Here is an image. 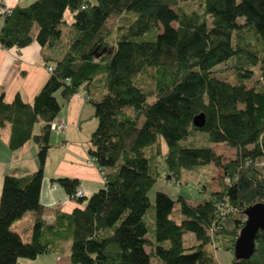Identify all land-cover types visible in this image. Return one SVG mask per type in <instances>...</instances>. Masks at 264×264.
<instances>
[{
  "label": "trees",
  "instance_id": "trees-1",
  "mask_svg": "<svg viewBox=\"0 0 264 264\" xmlns=\"http://www.w3.org/2000/svg\"><path fill=\"white\" fill-rule=\"evenodd\" d=\"M113 15L119 19L108 25ZM35 40L51 50L43 54L49 76L30 102L0 94L10 147L29 140L38 146L36 171L4 178L0 264L34 259L66 239L72 264H151L154 256L160 264H220L219 249L233 264H264L263 231L251 256L234 253L247 207L264 201V0H34L5 15L0 42L20 50ZM221 63L232 71L221 76ZM143 75L151 91L137 81ZM83 88L98 120L88 152L104 184L74 197L78 178H53L84 207L59 211L49 224L40 193L51 124ZM202 112L205 125L197 127L193 119ZM202 131L236 156L224 161L211 146L196 145ZM211 163L223 170L218 190L204 183L197 203L157 190L151 202L149 191L165 172L182 184L185 170ZM175 204L181 222L171 218ZM29 210L36 216L25 241L11 225Z\"/></svg>",
  "mask_w": 264,
  "mask_h": 264
},
{
  "label": "crops",
  "instance_id": "crops-1",
  "mask_svg": "<svg viewBox=\"0 0 264 264\" xmlns=\"http://www.w3.org/2000/svg\"><path fill=\"white\" fill-rule=\"evenodd\" d=\"M33 1L2 0L1 4L14 8L17 5H28ZM66 13L68 20L69 14L67 17ZM4 20L5 15L0 13V28ZM37 29L38 27L35 26L34 34ZM49 51L51 52L36 40L20 50L5 48L0 42V94L4 93L6 101H12L17 93L21 94L25 102L32 101L50 74L47 69L49 63L45 62L43 55L44 52ZM87 97L88 93L83 88L63 106L59 116L66 121L67 126L62 132L51 135V147L45 163L40 193L42 216L49 224H56L59 211L72 212L76 207H84V203L68 195L53 178L57 176L78 178L79 186L84 190L85 195H91L104 184L99 166L89 160L91 157L88 152L89 140L98 120L95 117L94 107ZM10 133V124L0 127V197L7 174L23 175L38 168L37 144L29 140L23 146L12 149L9 145ZM201 183L204 184L200 182L198 185ZM196 192L201 197L205 196L202 187ZM35 216L36 213L29 210L11 225L25 241L30 239ZM186 236L187 241L191 243L196 241L193 234ZM71 243V239L60 240L56 249L34 259L19 258V264H72ZM218 256L221 258L219 252H217Z\"/></svg>",
  "mask_w": 264,
  "mask_h": 264
},
{
  "label": "rangeland",
  "instance_id": "rangeland-1",
  "mask_svg": "<svg viewBox=\"0 0 264 264\" xmlns=\"http://www.w3.org/2000/svg\"><path fill=\"white\" fill-rule=\"evenodd\" d=\"M188 6L189 5H186L187 8L192 7V6H189V7ZM69 12H71V11L67 10L66 14H67V17L69 14L68 21L71 22L73 20V14L69 13ZM118 19H119L118 16L113 15L109 19L108 25L115 24L118 21ZM239 19H242V18H239ZM69 27L70 26H68V25L64 27V31H63L64 39H66V37H67V34L69 32ZM60 45H62V43H60ZM233 61H234V59H230L228 61V64H232ZM228 64L221 63L220 65H218V70H221V73H220L221 76H225V73H226L225 70H227V72L232 71V69L228 68ZM258 71H259V68H257V76L256 77H258V75H259ZM146 76L147 75L140 76L139 78H137V81L139 83H142L147 91H151L153 83H152V80H150L149 77H146ZM149 99L150 100L155 99L154 93L149 94ZM57 119H62V118L60 116H58ZM160 140L163 142V145L166 149V143H165L164 139L161 137ZM193 140H194L196 145H200V146L201 145H204V146L209 145L212 148H214L215 151L222 156V159L224 161L232 159L236 156V149L231 147L227 143H225V142H220V143L209 142L207 140L206 132H203V131L202 132H196L195 136L193 137ZM261 166H264V165H261ZM165 173L167 174V172H165ZM166 174L163 175L153 185V187L149 191V197H150V200L153 204L155 202V195H156L157 190H163V191H166L170 194H182V195H185L186 197H188L192 202L197 203L202 199V197L199 196L200 194L199 195L196 194L197 193L196 191L199 189V187L200 188L202 187V183L200 185H198V184L200 182H203V183L207 184V186L211 190L219 189L218 177H220L223 174V170L221 167L217 166L214 163L207 164V165H201V166L194 168L190 171L185 170L184 174L182 176V184H178L177 182H175L174 178L169 177L168 174L167 175ZM171 218L174 219L176 222H181L183 216L179 212L178 204H175L174 209L171 213ZM186 235H187L186 237H188L189 235H191V233H187ZM219 252L223 253L222 257L219 260L220 264H233L232 254L230 252L224 251L222 249H219ZM227 256H230V257L228 258ZM151 264H160V259L155 257V256L152 257Z\"/></svg>",
  "mask_w": 264,
  "mask_h": 264
},
{
  "label": "water",
  "instance_id": "water-1",
  "mask_svg": "<svg viewBox=\"0 0 264 264\" xmlns=\"http://www.w3.org/2000/svg\"><path fill=\"white\" fill-rule=\"evenodd\" d=\"M193 123L197 127L205 125V114L195 115ZM246 220L236 238L234 253L237 258H248L255 251L256 235L264 232V201L256 202L246 209Z\"/></svg>",
  "mask_w": 264,
  "mask_h": 264
},
{
  "label": "built area",
  "instance_id": "built-area-1",
  "mask_svg": "<svg viewBox=\"0 0 264 264\" xmlns=\"http://www.w3.org/2000/svg\"><path fill=\"white\" fill-rule=\"evenodd\" d=\"M2 0H0V13L6 15V14H9V13H12V7H9V6H5L3 4H1ZM47 69L49 71H51L53 68L51 65H48L47 66ZM67 124H66V121H64L63 119H57L55 118L53 121H52V124H51V129L54 133H60L62 132L65 128H66ZM89 160L90 161H93L94 162V159L92 157H89ZM85 195V192L84 190L79 186L77 188V191L74 195V197H82Z\"/></svg>",
  "mask_w": 264,
  "mask_h": 264
}]
</instances>
